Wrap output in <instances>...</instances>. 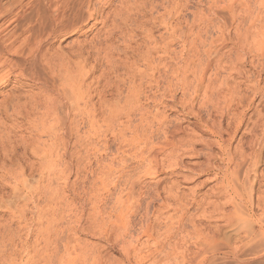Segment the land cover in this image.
<instances>
[{
    "label": "rangeland",
    "instance_id": "rangeland-1",
    "mask_svg": "<svg viewBox=\"0 0 264 264\" xmlns=\"http://www.w3.org/2000/svg\"><path fill=\"white\" fill-rule=\"evenodd\" d=\"M13 1L15 0H0L5 4ZM139 1L143 2V5L133 7L131 11L133 19L125 23L120 22V30L116 29L106 44L116 50L112 57V60H119L118 65L115 63L116 67L111 65L112 63H107L103 56L109 28L106 24L89 21L78 33H70L66 37L60 36L55 38L56 40H51L50 53L64 54V58L65 55L67 59L70 57L72 61L68 60L71 62L78 61L72 52L79 45V47L83 45L82 57L85 61L82 59L84 66L81 67V71L84 76L81 90L89 93L88 104L94 105L97 112L91 120L93 130L89 127L86 115L74 117L78 132L73 139L75 140L73 149L76 151L74 152L78 161L73 167L70 179L64 177L38 179L36 172L30 176L28 170L24 176L26 179H0V250L2 253L10 252L17 264L18 261H24L25 264H67L69 256H74L81 249L93 247H100V250L105 248L104 252H108L111 258L118 256V246H112L107 241L108 233L118 231L117 225L113 224L111 219L116 218L120 207L129 208L127 215L131 221L132 234L136 236L140 231L141 222L145 219L143 207L148 200L146 193L153 192L154 188L163 199L167 196L169 187L173 186V192L181 198L177 203L171 200L169 213L180 210L179 203H183L182 205L189 211L188 214L200 215L201 206H197L192 199L195 198L199 203L215 199L213 189L219 179H209L205 182L206 175L200 174L195 175L194 179L187 183L178 182L174 173L182 171L183 168H176L173 174L163 171L157 177L145 175L148 166L145 162L140 163L139 157L136 156L140 146H132L127 141L133 136V131L139 133L141 128H146L147 125V131L153 130L151 144L155 145L156 141H162L163 134L157 127L155 119L163 115L168 124H180L186 128L179 134L180 136L186 138L193 131L197 135L194 149L202 148V139L214 137L200 132L196 117L189 110L192 107L194 111H198L203 120H206L209 114H214L211 103L206 100L208 95L204 94L205 86L210 79L215 78L214 86L209 91H213L219 85L220 87L236 85L240 94H244L241 105H237V94L232 97L226 95L227 102L220 103L222 124L229 130L237 123L236 116L233 118L234 113L244 111L242 126L230 144L232 152L235 151L243 128L251 125L258 111L264 113V95H254L249 87V80L254 77L258 79L260 86L264 85V69H260L262 56L250 53V36L243 47L245 62L241 64L242 77H237L234 72L227 76L231 72L229 70L232 67L231 61L235 59V50L231 49L232 43H238L246 28L250 30L249 19L252 13L258 12L260 20L256 22V26L264 30V0H138V3ZM92 4L96 6L98 0H92ZM118 4L119 0H112L111 5L102 7L101 10L104 12L112 10L118 7ZM222 21L225 22L223 34L226 38L223 41L220 29ZM149 33L152 39H148ZM161 37L170 41L167 52L162 47ZM153 39L159 42L149 44L154 68L146 70V73L154 75L157 85L148 86V83H145L147 77H144L141 82L142 93L138 100L124 102L123 96L126 95L129 84L125 79L126 66L129 65L127 63L135 60L133 67L143 70L144 63L139 57L145 53L149 41ZM127 43L134 49L137 46L138 51L126 49ZM167 62L169 67L165 70L164 64ZM111 66L116 69L108 71ZM203 69L202 85H198L197 76ZM7 76L6 84L5 82L0 84V102L4 97L10 99L5 112L0 110V175L3 169L2 154L10 149L15 148L13 160L18 163L13 161L15 165L8 164V169L17 170L18 164L25 165L29 160H34L29 152L24 154V144L21 143L25 139L29 140L30 135L34 133L31 123L38 120L37 113L24 116L22 111L21 114L17 112V108L23 104L29 106L28 108L33 107L36 101L30 93L37 94L36 86L24 81L18 71H12ZM184 77L189 82L186 87L182 85ZM169 78L172 83L168 91L166 81ZM111 81L118 86L116 89L113 86L111 90L106 86V82ZM13 91H16V94ZM100 91L101 93L105 91L103 92L105 95L100 98L102 101L105 97L103 99L105 102L102 103L98 99ZM115 101L118 102V106L124 108L123 110L129 109V113L131 110L133 112L128 116L125 113L116 117L107 116L108 106ZM140 113H146L147 119L143 121ZM155 116L157 118L153 120ZM8 134L10 137L6 138L5 135ZM40 140H47V136H41ZM151 144L147 145L148 149ZM244 148L249 150L247 145H244ZM214 150L217 151L216 148ZM196 152L198 154L188 151L181 155L179 163L191 165L202 162L204 153ZM260 153L263 161L257 167L256 173H251V178H255L260 170L264 171V145ZM235 160H238L237 157ZM167 162L164 160L162 166L164 170ZM215 162L219 166L222 165L219 160ZM63 167L61 160L58 168L64 170ZM106 171L109 174H106ZM257 177L260 178V175ZM158 178L162 179L157 184ZM136 181L140 183L137 186L142 187L140 189H143L144 194H139L137 186L130 188V183ZM250 183L253 209L258 213L260 208L256 206V196L259 191L264 190V176L260 179H250ZM156 208L157 201L149 205L148 214L152 220V213ZM94 218L97 220L96 223L93 222ZM102 220L104 224L99 227ZM160 222L159 224H165L162 219ZM45 253L51 256L48 260H43ZM5 256H8V253ZM88 257L86 256L87 261L84 264H98ZM0 264L10 263L8 259H0Z\"/></svg>",
    "mask_w": 264,
    "mask_h": 264
},
{
    "label": "bare ground",
    "instance_id": "bare-ground-1",
    "mask_svg": "<svg viewBox=\"0 0 264 264\" xmlns=\"http://www.w3.org/2000/svg\"><path fill=\"white\" fill-rule=\"evenodd\" d=\"M111 2L112 0H98L96 6H93L92 0H15L6 4L0 2V84L8 79V73L18 71L23 77L22 79L31 82L38 91H36L37 94L30 93V96L36 101L35 104L33 103V107L28 108L29 106L23 104L19 109L17 108V112L20 114L23 112L24 116L38 114V120L34 119L35 121L30 122L34 127V133L30 135V138L28 137L29 140L25 139L21 143L24 144V154L29 152L34 160H29L25 165L18 164L20 168L18 167L17 170L8 169V164L15 165L13 164L15 148L8 152L5 150V154H2L3 169L0 179H26L24 176L27 170L30 176L36 172L38 179H60L62 177L70 179L73 167L78 161L76 151L73 149L75 147L73 139L78 132L74 117L86 115L89 127L93 130L91 120L95 117L97 109L94 105L92 108L88 104L89 93L81 90L82 77L84 76L81 67L84 66L85 61V58L82 57L83 45H81L82 47L79 45L72 52L78 61L71 62L70 57L68 59L71 61L66 58V55L64 58V54H51L50 43L57 37L78 33L89 21H93V23L101 22L109 27L107 28V40L104 42L106 45L113 32L120 28V22L125 23L129 19H133L131 16L133 7L143 5V2L139 1L138 3V0H119L118 7L106 12L101 10L102 7L111 5ZM246 9L248 10L249 7ZM259 20L258 12L252 13L249 19L250 30L246 28L238 43H232L231 49L235 50V59L231 61L232 67L229 68L231 72L227 76L234 72L237 77H242L241 64L245 62L243 47L249 36L250 53H253L254 56H262L260 69H264V30H260V27L256 26V22ZM224 25L225 22L222 21L220 25L221 41L226 40L223 34ZM146 33L148 34V32ZM147 37L152 39L150 33ZM161 42L164 51L167 52L169 39L161 37ZM153 43L159 42L155 39L150 40L145 53L139 55L140 60L144 63L143 70L133 67L136 63L135 60L128 61L129 65H125L127 67V69L125 68L127 70L125 79L129 84L126 95L123 96L124 99L122 98L124 102L130 103L138 100L142 93L141 82L144 77H147L145 83H148V86L157 85L154 75L146 73V70L154 68L149 48V44ZM127 44L126 49L138 51L137 46L134 49L130 43ZM114 51H116L114 48H109V45H106L103 56L107 63H112L111 65L116 67L119 60H112ZM219 62L221 63V59ZM251 63L255 67L253 60ZM167 64L168 62L164 64L165 70L169 67ZM217 66L220 67L219 64ZM111 69L116 68L113 66L109 67V70L107 68L108 71ZM203 77L204 69L197 76L198 85H202ZM214 79L209 80L204 90V94L208 95L206 100L211 103V110L214 111V114H209L208 118L203 120L198 115V111H194L192 107L189 110L190 113H194L193 116L196 117L200 132L208 133L214 137V139H202V148L195 150L194 144L197 142V135L193 131L186 138L180 136L179 134L186 128L180 124H168L163 115L160 116L161 118H157V116L152 118L153 120L157 118L155 119L157 127L163 134L162 141H156L155 145L151 144L153 130L147 131V123L146 128L142 127L143 129L141 128L139 133L133 131V136L127 142L135 147L140 146L136 156L139 157L140 163L145 162L148 166L145 175L157 177L163 171L173 174L176 168H183L182 171H177L174 174L178 182L187 183L194 179L195 175L204 174L206 175L205 182L209 179H219L213 189V196L216 198L200 203L195 198L192 199L197 206H201L200 215L188 214L189 211L187 207L183 206V203V205L179 203L180 210L173 209L175 211L169 213L168 209L172 206L171 200L177 203L181 201V198L173 192V186L167 188V196L163 199L154 188L153 192L146 193L148 200L143 207L145 219L140 224L139 234L137 232L136 236L132 234L131 221L127 215L129 208L120 207L116 218L111 219L113 224L117 225L118 231H113V234L108 233L107 241L112 246H118V256L111 258L108 252H104L105 248L100 250V247H93L81 249L74 256H69L67 264H84L87 261L86 256L98 264H264V190L259 191L256 196V206L260 208L257 213L253 209L250 183V179H260L264 176L263 170L257 174V176L260 175V178L256 175L255 178L250 176L251 173H256L257 167L263 161L260 150L264 145V113L258 111L251 121V125L243 128L238 137L235 151L232 152L230 144L242 126L244 111L234 113L233 118L236 116L237 123L232 130H229L222 124V114L219 112L220 103L227 102L226 95L232 97L237 94V105H241L244 94H240L236 85L233 87H220L219 85L213 91H209L214 86ZM249 82V87L254 95H264V85L260 86L258 79L254 77ZM171 83L169 78L166 81L168 91ZM188 84V79L184 77L182 85L186 87ZM106 86L110 89L113 86L115 89L118 87L112 81L106 82ZM103 92H98L99 100L104 94ZM8 98L4 97L0 102V110L4 112L5 108H8L7 105L10 101ZM117 103L115 101L113 104H109L107 116L116 117L121 113L128 116L133 112L131 110L129 113V109L123 110L124 108L118 106ZM146 115V113H140L143 121L147 119L148 115ZM43 135L47 136V140H40ZM5 137L9 138L10 135H5ZM149 143L151 146L148 149ZM244 145H247L249 150H246ZM145 150L146 152H144ZM188 151L193 154H196V151L203 152L204 160L191 165L179 163L180 156ZM235 157H237V161ZM61 160L64 170L58 168ZM164 160L168 161L165 170L162 167ZM216 160H219L222 167L215 162ZM16 162L18 163V161ZM106 174L109 173L106 171ZM160 179L162 178H158L156 181L157 184ZM138 183L137 181L131 182L130 188H134ZM137 187L140 190L139 194H144L143 189H140L141 186ZM156 201L157 208L152 213V220L148 214V208L151 203ZM137 206H139L138 202ZM161 219L165 224H159ZM93 222L96 223L97 220L94 218ZM103 224L102 220L98 226ZM6 253L8 256H5ZM6 253H2L0 250V259H8L10 264H17L14 262L15 257H11L10 252L6 251ZM46 254L43 255V260H48L51 257ZM25 261L27 262L28 258ZM18 262L25 264L24 261Z\"/></svg>",
    "mask_w": 264,
    "mask_h": 264
}]
</instances>
